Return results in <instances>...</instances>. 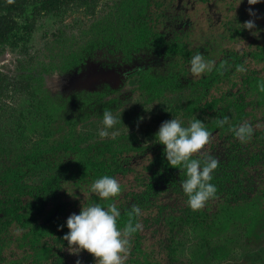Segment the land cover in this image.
<instances>
[{
  "label": "rangeland",
  "instance_id": "obj_1",
  "mask_svg": "<svg viewBox=\"0 0 264 264\" xmlns=\"http://www.w3.org/2000/svg\"><path fill=\"white\" fill-rule=\"evenodd\" d=\"M95 2L91 8L71 1L57 14L41 15L19 43L26 46L25 53L8 47L0 55V72L9 82L16 83L22 73L34 75L31 83L39 87V102L30 104L25 92L0 97V198L17 194L11 195L10 177L31 172L35 164L42 167L30 173L28 184L37 185L48 175L44 199H36V222L42 226L0 223V264H95L92 254H72L68 244L54 258L30 244L50 242L57 232L67 231V217L78 214L81 206L115 202L120 210L128 207L151 174L168 164L164 146L154 136L163 121L176 118L187 126L199 119L207 127L215 120L202 151L217 160L226 155L224 128L250 120L254 127L263 126L264 2L248 5L242 0L237 7L239 0ZM250 19L259 38L242 27ZM17 21L24 24L22 17ZM196 53L215 61L212 72L190 74L189 61ZM67 54L72 56L64 68L61 59ZM30 56L36 57L31 65ZM225 94L230 95L222 99ZM187 97L192 108L215 101L213 115L196 109L185 118L172 109ZM228 103L226 110H218ZM107 110L117 118L109 130L115 135L101 138L98 131ZM223 114L228 122L221 125ZM79 139V148L66 149ZM193 158L204 159L199 153ZM91 162L104 164L103 172L90 168ZM105 174L121 184L114 201L89 195L93 180ZM73 189L78 199L67 193ZM242 190L236 197L216 195L194 211L180 190L163 185L140 209L136 223L141 228L130 240L140 241L147 264H264L261 166L248 170ZM36 195H20L22 205ZM55 203L64 208L51 213ZM130 259L127 255L126 261Z\"/></svg>",
  "mask_w": 264,
  "mask_h": 264
},
{
  "label": "trees",
  "instance_id": "obj_2",
  "mask_svg": "<svg viewBox=\"0 0 264 264\" xmlns=\"http://www.w3.org/2000/svg\"><path fill=\"white\" fill-rule=\"evenodd\" d=\"M71 1H73L75 4H84L91 8H94L96 3V0H0V55L3 54L8 47H10L11 50L19 49L22 54L25 53L26 46L24 44L19 45V43L24 38L26 31H30L35 26L37 18L43 14H57L62 9H65ZM122 1L123 3L125 2V0ZM28 10H31L29 15L26 14ZM19 17H22L24 20L23 25H20L17 21V18ZM67 55V58L64 56V58L61 59L63 64L62 66L64 68L69 62L68 59L72 56L69 54ZM34 59L36 60V57L30 56L29 61L27 60V64L31 65ZM18 64L23 68H28L26 67L27 65H23L19 60ZM32 80H34V75H25L21 73L17 77L16 83H11L9 82L8 77L0 72V97L2 98L4 96H8L7 92L9 91L13 93L25 92L28 96L27 99L30 104L34 103L35 101L39 102L35 96V93L39 87L32 85ZM140 83L143 85L146 82L143 80ZM151 83L156 84L157 81L153 79ZM229 95L225 94L222 99ZM191 100L192 99H190V97H187L185 102L180 103L178 107L172 109L181 112L185 118H190L191 115L196 112V109L202 112L205 111L207 115L212 116L213 113L210 112L215 111L217 106L215 101H208L201 107L198 105L196 108H192L191 106L194 103ZM229 105L230 103L218 110H222L224 108V110H226ZM39 107L40 105H38L36 108ZM225 114H223V119L226 118V122L223 123V125L228 122ZM260 120H264V114H260ZM215 122V120H212V125L206 127L208 131L211 130ZM246 122L252 128L251 136L247 141L241 142L234 135V129L238 126L232 125L230 128H224V130H222V133L225 134L226 140V144H224L226 155L225 159L218 160L219 164L217 169L214 171L213 180L211 181V183L216 185V195H233L235 197L240 195L243 192V181L245 176L248 174V170L250 168H256L259 166L264 169V122L262 127H254L255 124L252 120ZM83 139H86V136L83 137ZM80 140L81 139L77 140L71 146L68 144L66 149L76 150L79 148ZM111 147L112 146H110V148ZM162 154L164 155L163 150ZM201 160L203 162V159ZM82 163L84 164L87 162ZM88 164L90 168L96 172H103L102 170H104V164L102 163L91 162ZM165 166L166 167H164V169L161 171H154L149 179L145 182L143 188L138 192L137 195H135L132 203L129 204L128 207L126 206L121 210V215L118 218V227L122 228L124 225L128 224L129 221L135 224L137 215L133 212V209L138 208L140 210L146 208L150 203L151 198L155 197L161 191V187L163 185H168L175 188L176 190L181 191L180 185L186 178L185 169L182 166H177V168H174L169 164ZM41 167L42 165L35 164L34 170H31V172L27 171L19 177L9 176L10 187L13 189L11 195L15 193L17 194L10 196L11 198H0L1 224H7L14 221L15 223L20 224L22 227H26L29 224H32L33 227L42 226L37 225L38 223L36 222V216L40 213V205L37 201L44 199L43 193L46 190L45 188L48 182V175L43 174L37 185L28 184L29 178L31 176L30 173L32 174L37 172ZM83 167H86V165ZM38 188L43 189L41 193L37 191ZM33 191L36 192V197L32 202L23 206L20 195L32 194ZM53 208L54 209H51V213L55 210L59 212L64 208V203H55ZM67 231L57 232L53 235L54 237H52L50 242H37L39 244L38 246H36L35 241H31V248L34 249L33 246H35V248H38L39 250H47L48 255H50L51 258L57 257L58 255L62 254L60 251L61 245L68 244L67 241L62 239ZM137 233L138 231L132 235ZM130 247L131 251L128 253V255L132 257L130 260L135 264H147L143 259L144 254L141 252L140 241L137 239V237L131 239ZM139 256L143 260L142 263ZM130 260L126 262H130Z\"/></svg>",
  "mask_w": 264,
  "mask_h": 264
},
{
  "label": "clouds",
  "instance_id": "obj_3",
  "mask_svg": "<svg viewBox=\"0 0 264 264\" xmlns=\"http://www.w3.org/2000/svg\"><path fill=\"white\" fill-rule=\"evenodd\" d=\"M241 2L242 0H239L236 7ZM261 2L264 0H247L248 5ZM248 12L250 16L255 15L252 8H249ZM242 27L250 30L252 35L259 38L260 30L256 29L253 20L245 21ZM242 42L245 45L244 41ZM214 65V60L205 59L203 54L196 53L189 61V72L193 76L200 77L212 72ZM225 122L226 118L221 119L218 123L222 125ZM102 124L103 128L98 131L99 137H114L115 133L109 130L117 124V118L111 110L103 112ZM251 133L252 128L247 122L234 129V135L241 142L247 141ZM210 135L201 120L193 119L187 126H184L176 118L163 121L154 134L158 143L164 146L163 153L168 164L174 168L182 166L185 169L186 178L182 181L180 188L186 197V206L194 211L203 209L206 203L216 196L217 192L216 185L211 181L219 161L211 154L205 155L202 151L209 143ZM197 153L204 158L203 162L200 158H193ZM121 190L120 182L114 176L105 174L93 180L89 188V195L94 194L104 201H114ZM67 193L74 199H78L74 189L71 193ZM133 212L136 215L140 214L138 208H134ZM120 215L121 210L115 202L106 207L97 202L81 206L78 214H70L65 221L64 226L68 231L62 239L67 241L69 252L78 254L81 250H86L95 258V264H126L130 251V238L132 234L140 230L141 225L129 221L122 228L118 227Z\"/></svg>",
  "mask_w": 264,
  "mask_h": 264
}]
</instances>
